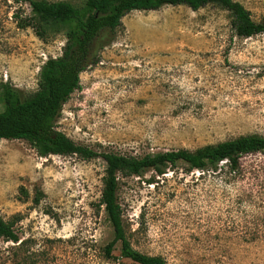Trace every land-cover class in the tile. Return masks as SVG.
I'll return each instance as SVG.
<instances>
[{"label":"rangeland","instance_id":"obj_1","mask_svg":"<svg viewBox=\"0 0 264 264\" xmlns=\"http://www.w3.org/2000/svg\"><path fill=\"white\" fill-rule=\"evenodd\" d=\"M234 1L254 22L264 18V0ZM30 15L27 3L0 0V84L24 95L65 43L62 34L42 40L20 28ZM121 23L80 74L58 131L131 157L264 136V32L237 36L229 11L214 4L131 11ZM240 163L237 173L188 171L179 162L163 175L121 178L131 247L165 264H264V154ZM104 170L101 158L40 157L27 141L0 139V217L18 237L0 238V264H136L121 257L120 243L104 255L113 237L100 205Z\"/></svg>","mask_w":264,"mask_h":264},{"label":"trees","instance_id":"obj_2","mask_svg":"<svg viewBox=\"0 0 264 264\" xmlns=\"http://www.w3.org/2000/svg\"><path fill=\"white\" fill-rule=\"evenodd\" d=\"M27 3L31 15L20 28H31L42 40L62 34L65 43L60 56L47 59L40 68L37 89L24 95L9 83L0 84V139L24 140L40 157L75 155L83 160L101 158L105 163L100 205L113 229V237L104 247L110 257L120 243L121 257L136 264H165L162 257L148 256L131 247L124 231L122 210L117 199L119 181L126 177H144L153 171L163 175L181 162L186 170L228 173L241 170L242 157L264 154V136L250 134L195 150H171L143 157L113 152H97L79 145L56 128L62 106L80 88V74L96 65L102 48L109 45L121 27V19L131 11H154L163 6L185 5L196 11L208 4L218 5L231 14V27L239 37L264 32V18L251 19L250 12L234 0H85L80 8L67 1L13 0ZM38 203V198L34 199ZM13 223L0 217V238L16 243ZM249 242H255L249 239Z\"/></svg>","mask_w":264,"mask_h":264}]
</instances>
